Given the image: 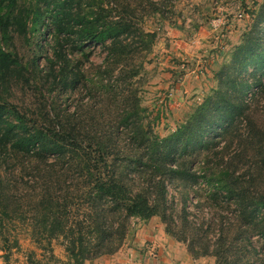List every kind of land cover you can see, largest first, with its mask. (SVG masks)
Segmentation results:
<instances>
[{"label": "trees", "instance_id": "obj_1", "mask_svg": "<svg viewBox=\"0 0 264 264\" xmlns=\"http://www.w3.org/2000/svg\"><path fill=\"white\" fill-rule=\"evenodd\" d=\"M134 1L159 13L173 2L45 0L34 9L0 0V93L32 82L41 96L32 114L0 102V161L27 159L13 174L33 183L39 234L62 233L73 264L115 253L132 218L153 216L194 258L264 264V31L236 46L223 87L161 137L139 94L156 33L131 21ZM39 21L52 33L42 67L3 44ZM88 44L103 53L90 74L80 59ZM67 90L83 94L71 109L58 98ZM13 177L0 174L1 234L18 210Z\"/></svg>", "mask_w": 264, "mask_h": 264}, {"label": "rangeland", "instance_id": "obj_2", "mask_svg": "<svg viewBox=\"0 0 264 264\" xmlns=\"http://www.w3.org/2000/svg\"><path fill=\"white\" fill-rule=\"evenodd\" d=\"M44 1L20 0L26 4H33L34 9L36 4H40L42 9ZM262 3L263 0H216V3L215 0H173L171 5L162 7L164 11L159 13L150 11L147 5L145 10H141L138 1L133 2V6L139 10L131 16V21L136 26L141 25L145 31L156 33L152 50L147 54L141 71L143 78L139 94L141 104L147 109V120L151 122L153 130L159 136L163 137L174 131L177 124L197 104L213 94L216 89L223 87L222 83L220 86L219 84L221 79L231 73L229 67L235 57L236 46L241 45L247 37L255 38L264 31ZM217 4L221 6L220 21H217L218 16L213 18L215 20L213 22L211 21L213 19L207 20L209 8H214ZM238 11H243L245 17L238 18L236 16ZM230 18L234 20H229ZM47 21L43 18V22ZM208 23L215 28L213 36L217 38L216 44L206 42L212 37L201 36ZM239 27L240 32L230 33L231 28L235 30ZM51 35L50 28L41 21L37 23L35 29H32L29 22V31L25 37L10 33L9 40L3 44L11 52L16 53L17 57L29 63L37 58L36 62L42 67L45 63V54L50 53ZM222 41L228 42V45H222ZM84 52L88 56H80L81 67L85 73L90 74L97 63L101 62L103 53L93 44H88ZM250 70L251 67H245L242 74ZM29 84L22 86L10 82L11 87L9 85L8 91L0 93V102L8 97L7 100L19 109H24L29 114L36 112L35 98L39 100L41 96L34 83ZM1 85L8 88L7 84L0 80ZM3 89L5 88L1 90ZM61 92L62 97L58 98L62 106L70 109L76 105L78 96H83L74 91ZM261 103V109L264 110V96ZM26 160L19 159L18 163L13 158L0 161L1 176L7 175L8 178L14 176L13 179L16 180L12 184L14 190L12 206L18 208L15 214L12 213V218H6L3 222L6 227L3 229L4 234L0 233V264H73L65 250L66 239L62 233L53 236L39 234L43 227L39 223L41 211H38L36 199H33L34 193L30 189L33 183L29 181V177L22 180L14 175L16 172L19 173L18 167L22 162L26 163ZM22 174L27 176L26 171H22ZM62 186V184L56 186L57 195L63 194L60 190ZM34 192L39 193V190ZM78 212L82 214L81 210ZM154 217L158 218L156 222L161 223L164 228L159 216H153L148 220L134 217L131 219L130 231L122 246L131 242L140 224L147 223ZM48 229L49 226L46 225L45 231ZM182 244L186 247V244ZM198 258L207 260L209 264L215 263L212 255Z\"/></svg>", "mask_w": 264, "mask_h": 264}, {"label": "crops", "instance_id": "obj_3", "mask_svg": "<svg viewBox=\"0 0 264 264\" xmlns=\"http://www.w3.org/2000/svg\"><path fill=\"white\" fill-rule=\"evenodd\" d=\"M220 9L221 6L219 4L214 8L210 7L207 20L210 21L215 16H218L217 21H220L219 13H222ZM212 15L213 17L211 18ZM229 20L234 19L230 18ZM210 24L212 25V23ZM206 28L203 29L201 36L212 37L206 42L216 44L217 38L213 36L215 28L209 26V23ZM227 28H230V26H227ZM231 32H240V27L235 30L231 28ZM233 37L236 38L235 36ZM176 42L181 43V41ZM221 44L228 45V42L222 41ZM157 220L158 218L154 217L147 223L140 224L134 232L135 235L131 242L121 246L115 253L100 256L91 262H85V264H209L203 258L192 257L185 245L166 234L163 225L156 222Z\"/></svg>", "mask_w": 264, "mask_h": 264}, {"label": "built area", "instance_id": "obj_4", "mask_svg": "<svg viewBox=\"0 0 264 264\" xmlns=\"http://www.w3.org/2000/svg\"><path fill=\"white\" fill-rule=\"evenodd\" d=\"M236 16H237L238 18H244V17H245V13H244L243 11H238V12L236 13Z\"/></svg>", "mask_w": 264, "mask_h": 264}]
</instances>
